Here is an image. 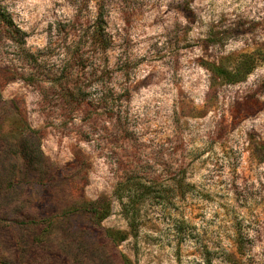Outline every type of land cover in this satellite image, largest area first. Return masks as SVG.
Segmentation results:
<instances>
[{
	"label": "rangeland",
	"instance_id": "1",
	"mask_svg": "<svg viewBox=\"0 0 264 264\" xmlns=\"http://www.w3.org/2000/svg\"><path fill=\"white\" fill-rule=\"evenodd\" d=\"M1 1L56 68L47 45L77 0ZM105 3L117 113L78 114L88 137L44 106L0 27V264H264V0ZM243 53L242 81L213 71ZM100 197L108 217L78 210Z\"/></svg>",
	"mask_w": 264,
	"mask_h": 264
},
{
	"label": "trees",
	"instance_id": "2",
	"mask_svg": "<svg viewBox=\"0 0 264 264\" xmlns=\"http://www.w3.org/2000/svg\"><path fill=\"white\" fill-rule=\"evenodd\" d=\"M93 1L96 5L95 19H90L88 13L91 11ZM77 2L74 17L63 24L61 22L56 27L63 36L62 44L56 45L50 42L47 45L52 52L62 50L63 56L56 68L50 69L48 73L44 70L39 54L26 46L25 40L20 35V29L14 25L1 0L0 27L9 34L24 56L23 60L31 69V75L24 80L37 89L44 106L58 111L57 115L64 119L65 127L70 126L69 130H80L82 136L88 137L89 133L74 123L78 114L84 123L87 120L94 121L102 115L109 120L116 117L117 112L112 107L116 96L108 85L111 73L104 57L113 39L106 27L109 7L105 0H77ZM94 54L100 55L98 61L93 60ZM255 60L253 55L243 53L233 68L214 66L213 71L225 82L237 83L251 73L255 67ZM8 74H10L6 75L8 80L14 78L11 71H8ZM47 83L50 85L48 86ZM102 108H105L103 114ZM91 124L94 125V129L97 128L94 122ZM260 148L264 154V142L261 143ZM14 180L15 183L18 182L17 179ZM9 188L10 186L7 185V190ZM78 210L89 212L97 219H104L109 216L111 207L106 198L100 197L90 203H82ZM27 218L29 223H34L32 217Z\"/></svg>",
	"mask_w": 264,
	"mask_h": 264
}]
</instances>
